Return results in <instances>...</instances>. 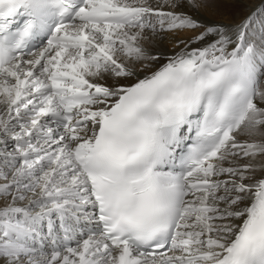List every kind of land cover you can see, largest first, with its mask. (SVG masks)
I'll return each instance as SVG.
<instances>
[{"label": "snow or ice", "instance_id": "6c2138e0", "mask_svg": "<svg viewBox=\"0 0 264 264\" xmlns=\"http://www.w3.org/2000/svg\"><path fill=\"white\" fill-rule=\"evenodd\" d=\"M0 264H264V0H0Z\"/></svg>", "mask_w": 264, "mask_h": 264}, {"label": "bare ground", "instance_id": "6f19581e", "mask_svg": "<svg viewBox=\"0 0 264 264\" xmlns=\"http://www.w3.org/2000/svg\"><path fill=\"white\" fill-rule=\"evenodd\" d=\"M247 11L244 5L221 4L218 7H205L199 9V18L206 24L211 23H231L240 18V16ZM181 35H184L181 33ZM188 35H191L190 33ZM174 41L171 39H164L160 41L159 47L167 52H171L173 48H169ZM173 46V45H172ZM163 61H161L162 63Z\"/></svg>", "mask_w": 264, "mask_h": 264}, {"label": "rangeland", "instance_id": "374dc122", "mask_svg": "<svg viewBox=\"0 0 264 264\" xmlns=\"http://www.w3.org/2000/svg\"><path fill=\"white\" fill-rule=\"evenodd\" d=\"M173 44H171L170 46H169V48H173V46H172Z\"/></svg>", "mask_w": 264, "mask_h": 264}]
</instances>
